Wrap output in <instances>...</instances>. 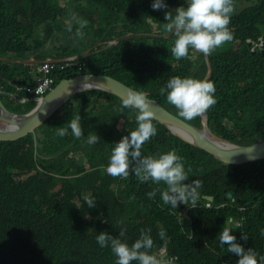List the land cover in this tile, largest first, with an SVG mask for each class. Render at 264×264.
<instances>
[{
    "label": "trees",
    "instance_id": "obj_1",
    "mask_svg": "<svg viewBox=\"0 0 264 264\" xmlns=\"http://www.w3.org/2000/svg\"><path fill=\"white\" fill-rule=\"evenodd\" d=\"M166 3L167 9L153 10L151 0H0V57L62 59L80 52V43L72 44L78 50L65 49L75 41L68 31L76 32L95 10L102 23L92 29L96 41L120 35L105 27L108 18L120 12L125 19L131 17L123 34L140 31L146 19H152L162 24L152 33L162 37L121 41L79 59L76 66L60 70L54 64L49 75L53 84L85 73L109 75L179 116L160 89L172 76L202 79L207 67L198 50L190 48L183 58L172 54L176 35L167 36L164 11L175 9L183 0ZM232 3L228 25L232 39L208 54L212 72L207 80L214 82L217 104L207 109V124L219 137L248 145L264 140V114L254 109V103L264 99L255 91L264 83V50L251 54L245 43L253 30L264 26V0ZM105 29L108 32L103 35ZM259 36L264 38V28L256 33ZM54 44L58 49L51 47ZM16 66L0 62V76L12 77L10 67ZM4 103L10 109V101ZM23 104V112L34 106L31 99ZM139 112L110 93L83 91L72 95L33 132L0 141V264H115V256L108 247L98 245L96 235L107 231L115 236L121 229L129 245L141 229H150L153 244L164 245L176 264H220L216 257L220 249L213 252L214 230L224 224L221 216L237 211L224 197L230 193L241 205L254 197L264 202V160L239 165L219 162L152 119L156 134L144 142L142 154L174 148L183 157L186 171L190 169L184 182L200 183L194 187L198 196L194 203L180 208L177 202L173 208L162 200L163 182H141L131 170L127 177L105 170L113 145L135 129ZM72 115L80 116L82 135L75 137L70 129L64 136L57 135V128L67 127ZM185 121L201 126L199 115ZM95 134L100 139L87 143L88 136ZM153 189L156 193L149 198L147 193ZM206 195L213 196L210 208L205 206ZM85 197L94 198V206ZM223 203L226 206L218 208ZM213 210L219 216L210 220ZM263 213L245 215L249 232L264 231ZM202 221L205 231L201 234Z\"/></svg>",
    "mask_w": 264,
    "mask_h": 264
},
{
    "label": "clouds",
    "instance_id": "obj_2",
    "mask_svg": "<svg viewBox=\"0 0 264 264\" xmlns=\"http://www.w3.org/2000/svg\"><path fill=\"white\" fill-rule=\"evenodd\" d=\"M150 7L153 10H164L169 6L166 0H151ZM95 12L96 10L91 13L90 19L93 22H98L100 13L96 15ZM232 12V0H183V4L176 7L173 11H164V20L166 21L165 30L169 31L167 36L173 32L176 35L171 48L172 54L176 58H183L188 55L189 49L191 48L202 52L204 57L206 54L208 59V54L232 39V31L228 27ZM89 28L92 30L94 24L90 25ZM263 28L264 26L253 30L245 38V43L251 54L254 52L260 53L264 50V38L260 36L256 37V33L262 31ZM154 30L158 31V29L151 28L149 30H144V32L138 31L130 34H122V32H120V35L114 38L98 40L93 44H88L80 52H74L70 56L62 59L48 58L45 60H33L31 58L17 59L0 57V59L8 60H0L1 63L17 64L16 67H10V70L14 73L12 77L2 78L0 76V99L2 95H12L19 105L31 99L35 106L39 99L46 95L59 81L63 80L61 79L53 84V77L49 75V73L54 64H59L58 69L60 70L76 66L79 59L87 55L106 51L112 45L121 42L119 38H117L119 36H126L128 38L127 40L162 37L153 34L152 32ZM72 34L76 35L79 34V32L76 31ZM44 64L48 65L47 71L42 70ZM41 74L43 76H41ZM85 74L105 75L93 73ZM203 78L172 76L166 81L160 91L162 94L166 93L167 102L177 109L179 116L183 117L185 120H191L199 115L201 125L204 119L208 127L207 115L209 113L207 109L213 104H217V97L215 98L214 96V82L207 80L208 78ZM28 80H30V82ZM32 80L35 82L34 85H32ZM39 87H41L40 90ZM88 90L98 89H87L83 91ZM255 91L264 96V83L255 89ZM67 100L58 109H61ZM1 101L4 106H6L2 99ZM127 103L128 102L125 101V106H127ZM135 104L140 106V112L136 116V127L134 130L128 132L127 135L122 136L120 140L113 145L105 169L106 172L112 176L127 177L129 175V170H131L141 182L149 180L156 184L163 182L164 185H166V189L161 192L162 200L164 203L170 204L173 208H177V202L180 208L183 207L184 203H194L198 198L194 187L196 184L199 185L200 183L196 180L192 185L184 182L187 178V171H190V169L186 171L183 157L180 156L174 148L158 154H142L141 149L144 142L156 134V128L152 122V112L149 106L142 103L140 99H135ZM34 106L31 109H33ZM254 109L257 114H264V99L257 100L254 103ZM9 110L15 114H24L28 112H23L17 108L16 111ZM170 113L173 114L172 112ZM74 116L75 115H72L73 118L68 122L67 127L57 128V135L64 136L69 129L75 137H80L82 135L80 125L81 118L79 115ZM175 116L185 121L183 118L177 115ZM198 128H201V126ZM99 139L100 138L96 134L89 135L87 143L92 144ZM260 141L262 140H255L253 144H258ZM155 193L156 189H153L148 192L147 195L149 198H152ZM228 194L230 193L226 194L224 201L230 199V202L233 203L232 207H236L237 211L234 214L229 213L221 216L224 220V224L214 230L216 245L213 252L216 253L215 250L217 248L220 249V252L216 253V257L220 261V264H264V231H262L260 235H258L254 229L249 232L248 225L245 223V215L249 211H256L257 216H259L260 212L264 210V202L258 201L254 197L250 202L241 205L240 199H231V194L230 197L227 196ZM210 197H212L213 201V196ZM85 199L90 207L94 206V198L85 197ZM203 199L206 200L205 196H203ZM212 201L206 200L207 203L205 206L210 208V203ZM225 206V203H223L219 205L218 208ZM237 213H242V216L238 218ZM217 216L219 215L214 214L213 210L210 220H215ZM262 216H264V213ZM150 231V229H141L139 237L130 245L126 240L122 239L124 236L123 229L115 236L107 231H101L96 235V242L101 248L108 247L111 250L116 258L115 264H131L134 260L137 261V264H176L175 257H172L173 263L164 261V258L168 256L167 249L161 243L154 242L153 244ZM204 231L205 228L202 221L201 234ZM159 235L163 237L165 233L161 231ZM204 243L207 244L206 239H204ZM149 249H152L150 253L148 251Z\"/></svg>",
    "mask_w": 264,
    "mask_h": 264
},
{
    "label": "water",
    "instance_id": "obj_3",
    "mask_svg": "<svg viewBox=\"0 0 264 264\" xmlns=\"http://www.w3.org/2000/svg\"><path fill=\"white\" fill-rule=\"evenodd\" d=\"M205 58L207 72L203 79H207L211 73L206 54ZM87 89L108 92L124 102L127 101L128 105L139 110L140 106L135 104V99H140L142 103L149 106L152 119L162 124L179 139L207 152L222 163L239 165L264 159V140L251 145H238L227 141L210 131L204 119L201 128H198L171 114L155 100L141 95L124 83L110 76L92 74L77 75L59 81L46 95L37 101L33 109L24 114L11 112L0 99V141H13L33 132L70 96ZM227 196L230 197V194ZM205 199L212 201L210 196H205Z\"/></svg>",
    "mask_w": 264,
    "mask_h": 264
},
{
    "label": "rangeland",
    "instance_id": "obj_4",
    "mask_svg": "<svg viewBox=\"0 0 264 264\" xmlns=\"http://www.w3.org/2000/svg\"><path fill=\"white\" fill-rule=\"evenodd\" d=\"M179 7V6H178ZM174 9H171L170 11H173ZM130 15L128 16L127 19H125V15H124V12H120V14L118 15H113L111 17L108 18V21H107V24H105V27H107L108 29L110 28H113L114 29V32L116 33H120L122 32V34L126 31L125 29V24L130 20ZM157 20V19H156ZM146 22L148 24V28L145 29V26H146ZM94 24V28L93 29H96V28H99L101 26V24H99L98 22H93L91 21L90 18L86 19L83 21V24L79 27V29H77V32H79V34H76V35H73L70 31H68V34H70V39H75L74 42H72L69 47H65V49L67 50H73L75 49L74 47H72V44L75 43H80L78 49H84V47H86L88 44H93L96 42V39L94 38L93 36V31L90 30V25ZM145 26L142 27V29L140 31H144V30H149V29H160V27L162 28V24L156 22V21H153L152 19H146L145 21ZM108 32L107 29H105L103 31V35H106ZM136 35H140V34H136ZM125 37V38H123ZM119 38L120 41L122 40H127L128 38L126 36H119L117 37ZM246 42V40H245ZM51 47H56L58 49V46L56 44L52 45ZM78 49H75V50H78ZM80 50V51H81ZM2 98H4L3 100L6 101V99H8L10 101V107H13V108H17L19 110H22L23 107L25 106L24 104L23 105H19L14 97L12 95H2ZM193 183H195V181H193Z\"/></svg>",
    "mask_w": 264,
    "mask_h": 264
},
{
    "label": "built area",
    "instance_id": "obj_5",
    "mask_svg": "<svg viewBox=\"0 0 264 264\" xmlns=\"http://www.w3.org/2000/svg\"><path fill=\"white\" fill-rule=\"evenodd\" d=\"M42 70L47 71V70H48V65H47V64H44V65L42 66ZM40 88H41V87H39V90H40Z\"/></svg>",
    "mask_w": 264,
    "mask_h": 264
},
{
    "label": "bare ground",
    "instance_id": "obj_6",
    "mask_svg": "<svg viewBox=\"0 0 264 264\" xmlns=\"http://www.w3.org/2000/svg\"><path fill=\"white\" fill-rule=\"evenodd\" d=\"M167 258H170V261L169 262H167ZM164 261L167 262V263H173L172 257H170V256L165 257L164 258Z\"/></svg>",
    "mask_w": 264,
    "mask_h": 264
},
{
    "label": "crops",
    "instance_id": "obj_7",
    "mask_svg": "<svg viewBox=\"0 0 264 264\" xmlns=\"http://www.w3.org/2000/svg\"><path fill=\"white\" fill-rule=\"evenodd\" d=\"M11 110L16 111V108L10 107Z\"/></svg>",
    "mask_w": 264,
    "mask_h": 264
},
{
    "label": "flooded vegetation",
    "instance_id": "obj_8",
    "mask_svg": "<svg viewBox=\"0 0 264 264\" xmlns=\"http://www.w3.org/2000/svg\"><path fill=\"white\" fill-rule=\"evenodd\" d=\"M170 261V258H167V262H169Z\"/></svg>",
    "mask_w": 264,
    "mask_h": 264
}]
</instances>
